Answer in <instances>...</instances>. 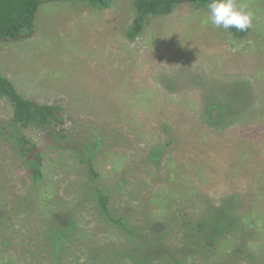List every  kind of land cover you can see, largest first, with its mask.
Here are the masks:
<instances>
[{
	"label": "rangeland",
	"instance_id": "374dc122",
	"mask_svg": "<svg viewBox=\"0 0 264 264\" xmlns=\"http://www.w3.org/2000/svg\"><path fill=\"white\" fill-rule=\"evenodd\" d=\"M237 3L254 14L245 39L185 4L150 19L131 41L125 32L133 0H113L106 10L45 3L32 39L0 43V73L26 97L61 102L72 137L64 151L44 133L26 132L46 155L35 190L0 137V264H115L117 250L131 246L101 222L73 151L94 136L103 138L96 167L111 189L112 211L127 216L138 235L159 218L170 229L166 240L182 245L186 217L197 222L209 207L207 230L215 226L219 237L212 251L185 264H264V0ZM210 105L234 109L224 118L213 112L212 121L204 112ZM11 111L0 99V126L7 130ZM232 212L241 217L235 227L227 225ZM62 214L77 226L56 255L39 231Z\"/></svg>",
	"mask_w": 264,
	"mask_h": 264
},
{
	"label": "trees",
	"instance_id": "16d2710c",
	"mask_svg": "<svg viewBox=\"0 0 264 264\" xmlns=\"http://www.w3.org/2000/svg\"><path fill=\"white\" fill-rule=\"evenodd\" d=\"M55 1L85 3L92 8L106 10L111 7L113 0H0V43H19L32 39L35 35V20L39 8L45 3ZM208 3L209 0H133L135 15L125 36L131 41L136 40L141 36L150 19L168 16L181 5L190 4L196 9L209 12ZM227 31L234 38L245 39L250 33V28L243 32L237 31L235 28L227 29ZM235 92L232 90L231 94L234 95ZM239 97L243 101L245 100L243 95ZM0 99L5 100L12 108L11 121L8 124L9 130L0 126V137L4 135L10 142L12 150L25 168L24 177L30 180V187L35 190L44 178L46 155L42 146L32 142L26 132L29 130L40 131L44 133L46 140L49 139L60 149L67 151L71 149L69 144L72 139V137L70 138L68 111L61 102H39L26 97L10 78L1 73ZM211 106H206L204 112H210L209 117L212 118V121L216 119L213 118L215 117L213 112L224 118L230 116L234 109L233 107L225 109L221 106ZM102 141L101 136L87 137L81 141L79 148L73 149V151L77 152V160L82 164L85 176L89 179L87 181L88 192L92 194L91 198L101 216V222L109 224L118 234L133 241L132 247L127 242L124 249L117 250L121 264H156L157 261V264H160L165 259L171 261L172 264H185L191 256L195 257L202 253L205 255L208 251L213 250L214 242L219 237L220 231L212 225H210L211 229L207 230V222L212 224L210 221L214 216L211 211L213 208L204 209L202 219L194 221L195 223L192 217H186L182 224V230L186 235L183 237V247L182 245H173L172 242L169 243L166 240L165 237L170 233V229L166 225L168 223L159 218L151 221V228H148L147 232L138 235L139 228L132 226L127 216L115 215L112 211L111 189L103 185L100 180L101 173L96 167V156L102 146ZM154 153L159 155L161 150L157 149ZM185 190L187 189L183 191ZM221 209L218 214L226 216L229 210ZM232 214L234 215L231 216L233 221L227 224L229 227H235L241 221V217L236 216L233 212ZM56 218L58 222H52L48 228L39 231V236L44 234L45 239L48 240L46 247L57 255L63 248L65 239L74 234L77 225L68 214L56 215ZM207 234L210 238L215 236V239L213 241L206 240ZM198 245L200 248L197 247ZM118 259L112 257L110 260L112 262L115 260V264H117Z\"/></svg>",
	"mask_w": 264,
	"mask_h": 264
},
{
	"label": "clouds",
	"instance_id": "9594fccd",
	"mask_svg": "<svg viewBox=\"0 0 264 264\" xmlns=\"http://www.w3.org/2000/svg\"><path fill=\"white\" fill-rule=\"evenodd\" d=\"M207 22L216 28L243 32L252 27L254 14L237 0H209Z\"/></svg>",
	"mask_w": 264,
	"mask_h": 264
}]
</instances>
